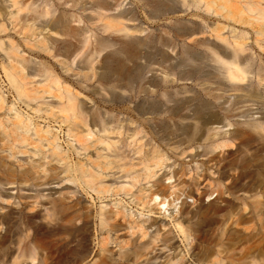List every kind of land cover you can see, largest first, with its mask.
Returning <instances> with one entry per match:
<instances>
[{"label": "rangeland", "instance_id": "obj_1", "mask_svg": "<svg viewBox=\"0 0 264 264\" xmlns=\"http://www.w3.org/2000/svg\"><path fill=\"white\" fill-rule=\"evenodd\" d=\"M215 1L226 9L213 5L204 10L190 0H0V23H5L0 31V92L5 106L17 101L5 74L15 68L19 71L18 81L26 88H52L76 95L85 106V118L93 122V146L85 153H76L77 145L66 134L67 126L57 119L33 112L21 103L17 106L24 115L27 109L34 123L56 136L70 170L77 161L102 163L103 154H107L114 160L105 169L106 184H111L117 175L115 167L122 162L129 160L134 169L141 167L140 162L151 165L154 175L135 182L131 192L156 182L152 188L163 191L174 207L158 211L150 204L141 208L122 192L107 194L101 200L73 184L81 209L94 214L104 203L107 210H115L112 200L116 198L127 214H134V221L144 225L145 236L139 239L137 228L129 229L121 222L117 227L121 230L115 234L119 242L124 241V249L148 242L157 230V240L164 235L174 247L173 251L164 248L161 256L175 260L183 255L182 264H198L187 245H193L194 239L184 241L170 212L177 214L179 207L193 211L223 202L219 213L185 219L183 225L199 222L202 247L210 248L218 242L222 264H264V152L259 151L260 142L245 140L243 118H238L237 125L223 127L226 147L213 148L219 140L208 136L209 128L220 126L222 119L235 121L233 97L221 92L216 42L210 28L229 39L230 30L242 33L248 50L240 60L246 70L255 72L264 61V51L254 41L264 42V25L253 19L255 12H247L246 6L264 8V0ZM226 10L230 11L228 15ZM122 12L130 19L123 21V27L110 21ZM259 29L262 34H257ZM8 52L10 59L6 57ZM248 76L244 75L240 88L251 83L253 78L247 80ZM248 88L257 93L254 86ZM3 112L1 109L0 118H4ZM100 137L116 143L106 151L96 142ZM31 144L46 150L35 140ZM96 154L102 156L96 158ZM148 154L156 155L159 161L147 162L144 157ZM17 155L18 162H26L29 152ZM201 182L209 184L210 195L200 194L196 200L193 192V197H188L187 191H196L194 184ZM170 185L174 187L168 188ZM167 188L172 191L169 196ZM138 211L143 215L138 216ZM33 218L32 226L39 220L37 214ZM21 226L18 219L13 238L33 233L31 227L22 232ZM97 231L95 219L88 224L86 257L81 262L69 259L66 264H94L103 256L97 245ZM47 246L50 256L45 261L53 263L58 253L55 236L47 239ZM64 246L68 247L66 238ZM106 247L108 264H118V246L108 240ZM155 248H162L159 241Z\"/></svg>", "mask_w": 264, "mask_h": 264}, {"label": "bare ground", "instance_id": "obj_2", "mask_svg": "<svg viewBox=\"0 0 264 264\" xmlns=\"http://www.w3.org/2000/svg\"><path fill=\"white\" fill-rule=\"evenodd\" d=\"M190 2L195 7H203L204 10L212 9L213 5L222 10L226 9L224 5L216 4L215 0H190ZM246 10L250 13L255 12L256 16L253 19L264 25V8L248 4ZM229 13L230 11L226 10V15ZM126 15V12L125 15L122 12L113 16L110 21L123 27L125 24L123 21L130 20ZM4 24V22L0 23V31ZM210 31L214 32L213 40L216 42V57L221 72L219 81L223 87L221 92L233 97L231 111L232 118L235 120L230 122L225 118L218 122L221 124L220 126L209 128L208 136L211 138L217 136L216 140H219L212 147H226L228 144L225 139L227 132L223 127L237 125L238 118H243L247 127L244 130L245 140H257L260 142L259 151L264 152V107H262V105L264 106V95L263 100L260 96L264 94V61L260 62L259 68L255 72L246 70L240 60V57L246 56L248 50L244 35L236 34L234 30H230L232 36L229 39L213 28H210ZM196 33H200V31L197 30ZM257 34H262L261 29L257 31ZM254 44L260 51H264V42L255 40ZM6 57L7 59L11 58L9 52L6 53ZM5 74L12 88L13 97L17 101L5 106V97L0 92V110H4V118H0V264H33L35 259H37L36 264H66L69 259L81 262L86 257L88 224L91 221L95 222V219L98 221L97 245L103 256L96 262L94 261V264H108L109 260L106 256L109 253L106 247L108 240L118 246L117 256L121 259L118 264H171V262L182 264L183 255L175 260H170L168 255L161 256L164 248L173 251L174 247L172 241H169L164 235L157 240L159 236L157 230L148 242L134 245L131 248L124 249L122 247L125 244L124 241L119 242V238L115 234L121 230L117 228L121 222L125 223L124 227L129 229L137 228L139 239L145 236V227L133 220L132 212L127 214L121 201H116V198L112 200L113 205H116L115 210H107V204L100 202L97 212L93 214L90 210L81 209L79 198L75 195L73 184H76L81 190L84 189L86 195L92 196L93 193L101 200L105 199L107 194L116 196L122 192L129 196L131 203L141 208L146 205L150 206V204L158 211L165 210L169 205L174 207L175 205L169 202L163 191L152 188L156 182L137 189L135 193L131 192L135 182L149 179L154 175L151 165L140 162L141 167L134 169L129 160L122 162L116 165L115 174L117 175L111 184H106L105 169L113 165L114 160L107 154H103V156L96 154V158L102 156L105 159L102 163L98 161L95 164L93 162L83 164L77 161L73 163V169L70 170L65 163L64 154L56 143V136L50 133L48 128L42 129L37 123H34L32 117L28 116L27 109L45 113L67 126L66 134L72 138L71 142L77 145L76 153L80 151L85 153L93 146L90 140L93 122L85 118V106L77 101L76 95L70 91L52 88L35 90L24 87L17 79L19 71L15 68L5 71ZM249 74L247 80L249 77H252L253 80L250 79V84L246 82V85L240 88L239 84L244 80V75ZM250 86L255 87L256 94L251 93L248 88ZM20 103L27 108L24 109L25 115L17 107ZM58 113L59 115H57ZM254 115L257 116L254 117ZM206 123H210V121L207 120ZM102 131L104 130L102 129ZM235 132L237 131L234 130ZM111 133L114 134V131ZM34 140L40 147H46V150L43 151L38 146L31 144L34 143ZM96 142L102 145L106 151L116 143L115 140H108L107 137L97 138ZM27 152H29V156H27L26 162H18L20 159L18 160L17 154L24 155ZM35 156L38 158L33 159ZM144 158L147 162L153 160L154 164L159 161L154 154H148ZM14 161L17 163L13 166ZM49 164H54L55 167L49 168ZM58 167L59 170L56 171ZM147 182L148 180L145 181V183ZM52 183L55 186H51ZM201 184L202 182L194 184L196 191L188 190L187 192L190 194L188 197H193V192L196 200H199L200 194L209 196L210 194H207L209 184L207 182ZM173 187L172 185L168 186V188ZM171 192L169 191L167 195L169 196ZM221 203L214 205L213 202L202 209L198 208L193 211L179 207L177 214L170 212V216L174 220V227L176 226V230L184 241L188 243V239H194L193 245L190 243L187 245L198 264H222L220 251L216 248L218 242H215L210 248L202 247L204 237L200 232L199 222L189 227L183 223L185 219L192 220L219 213L224 208H222L224 203ZM36 214L39 220L36 225L32 226V219ZM137 214L138 216L143 215L142 211H138ZM18 219L22 225V232L31 227L33 233L21 234V236L13 238V235L17 233ZM151 225L149 224L148 227ZM51 236L56 237L58 253L53 263H47L45 260L50 256L47 239ZM65 238L68 244L66 249ZM157 241L160 242L162 248H155ZM251 264L258 263L253 261Z\"/></svg>", "mask_w": 264, "mask_h": 264}]
</instances>
